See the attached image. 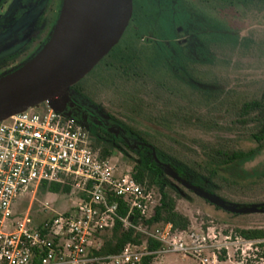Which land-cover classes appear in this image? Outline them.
I'll return each instance as SVG.
<instances>
[{
    "label": "trees",
    "instance_id": "16d2710c",
    "mask_svg": "<svg viewBox=\"0 0 264 264\" xmlns=\"http://www.w3.org/2000/svg\"><path fill=\"white\" fill-rule=\"evenodd\" d=\"M131 5L132 17L117 44L68 90L112 126L108 132L101 124L87 121L90 147L101 158H111L117 145L137 155L129 168L124 162L120 166L154 194L156 204L144 224L170 223L174 231L186 230L188 218L175 209V200L164 192L165 170L208 194L214 193V187L226 190L264 184V165L246 167L264 152V89L257 97L232 104L235 113L231 124L246 129L244 138L252 145L249 148H234L219 137L186 143L174 137L180 127L206 132L216 127L211 123L201 127L199 120L202 111L208 114L223 104L219 97L223 89L217 87L213 70L217 65L220 71L226 70L251 46L248 37L231 29L222 14L257 15L264 10V0H187L186 5L180 0H132ZM201 6L218 17L205 13ZM177 28L191 36V45L175 42ZM104 90L118 96L117 110L107 112L93 103L92 96ZM46 190L62 197L67 194L66 188L41 184L36 197L43 198ZM208 226L216 225L212 222ZM229 232L257 241V247L264 248V227ZM98 237L101 246L95 255L115 254L127 244L144 241L119 223ZM146 243L149 250L158 248ZM158 256L144 257L141 264H152Z\"/></svg>",
    "mask_w": 264,
    "mask_h": 264
},
{
    "label": "built area",
    "instance_id": "2783aa9c",
    "mask_svg": "<svg viewBox=\"0 0 264 264\" xmlns=\"http://www.w3.org/2000/svg\"><path fill=\"white\" fill-rule=\"evenodd\" d=\"M0 121V264H141L144 257L167 253L193 264H222L230 257L245 264L257 241L214 226L174 231L170 223L146 226L156 204L151 190L137 183L129 169L101 158L90 147L84 126L55 108L53 100ZM38 105V106H39ZM41 184L67 189V209L53 211L36 224L16 209L32 200ZM54 195L46 190V195ZM119 223L144 241L118 253L95 255L98 234ZM158 245L148 249V243Z\"/></svg>",
    "mask_w": 264,
    "mask_h": 264
},
{
    "label": "rangeland",
    "instance_id": "374dc122",
    "mask_svg": "<svg viewBox=\"0 0 264 264\" xmlns=\"http://www.w3.org/2000/svg\"><path fill=\"white\" fill-rule=\"evenodd\" d=\"M201 10L218 17L217 13L210 11L206 6H201ZM222 15L226 16L228 26L237 30L239 36L248 37L251 41L250 50L243 57L235 59L234 63L230 64L226 70L220 71L218 65L213 70L217 87L223 89V93L219 96L223 100V104L210 110L208 114H204L202 111L199 120L201 127H204L205 123H211L216 127L213 126V130L209 132L180 127L174 137L179 143H186L189 139L211 141L219 137L227 139L228 145L244 150L252 145L244 138L246 129L231 124L235 113V106L232 104L257 97L264 89V10L257 15L250 13L242 17L235 15L233 11ZM178 37L191 45L192 38L189 34L181 33L176 38ZM97 92L92 96L93 103L107 112L117 110L118 96L105 90ZM66 103L64 99L59 101L57 108L61 110V107ZM40 109L39 105L29 110L30 112H39ZM113 152L111 160L120 168L122 162L127 163L126 166L129 168L131 163L137 161L136 154H132L120 145H117ZM259 165H264V152L246 167L251 168ZM163 177L164 192L175 200V209L188 218L191 228L201 229L202 226L207 227L212 222L216 225L214 227L221 231H233L234 228L264 227V184L226 190H218L214 187L212 188L214 193L208 194L188 186L168 170L164 171ZM156 197L158 198V195ZM44 201L53 211L62 212L67 209L66 198L59 194L43 198L35 195L32 200L26 199L18 206L15 211L16 217L21 218L27 213L31 224H36L49 217L51 212L43 208ZM245 259V264H264V248L257 247L256 254ZM237 261L238 258L234 256L222 264H235ZM152 264H193V261L188 257L167 253L158 256Z\"/></svg>",
    "mask_w": 264,
    "mask_h": 264
},
{
    "label": "water",
    "instance_id": "95a60500",
    "mask_svg": "<svg viewBox=\"0 0 264 264\" xmlns=\"http://www.w3.org/2000/svg\"><path fill=\"white\" fill-rule=\"evenodd\" d=\"M132 0H62L43 47L0 76V121L39 104L68 101L69 87L117 44L132 17Z\"/></svg>",
    "mask_w": 264,
    "mask_h": 264
},
{
    "label": "flooded vegetation",
    "instance_id": "af4514ba",
    "mask_svg": "<svg viewBox=\"0 0 264 264\" xmlns=\"http://www.w3.org/2000/svg\"><path fill=\"white\" fill-rule=\"evenodd\" d=\"M139 1L136 0L137 3ZM169 1L175 3L178 0ZM180 1L186 5L187 0ZM61 3L62 0H0V76L25 64L43 47L56 22ZM181 33L186 32L177 28L176 37ZM175 42L186 43L179 37ZM67 96L69 100L61 110L80 122L87 134L89 133L87 121L101 124L108 132L112 131V126H107L104 123L105 118L91 105L80 100L73 91L68 90ZM134 147L133 145L130 148Z\"/></svg>",
    "mask_w": 264,
    "mask_h": 264
}]
</instances>
